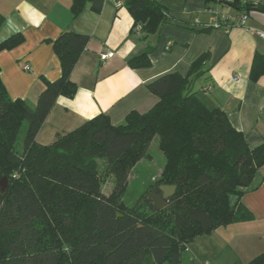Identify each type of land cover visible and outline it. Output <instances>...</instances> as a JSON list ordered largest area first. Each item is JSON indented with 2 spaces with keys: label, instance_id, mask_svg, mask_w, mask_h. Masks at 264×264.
Instances as JSON below:
<instances>
[{
  "label": "trees",
  "instance_id": "16d2710c",
  "mask_svg": "<svg viewBox=\"0 0 264 264\" xmlns=\"http://www.w3.org/2000/svg\"><path fill=\"white\" fill-rule=\"evenodd\" d=\"M104 1L72 0L70 10L73 16L84 7L99 11ZM228 4L240 12L264 11V0ZM122 5L132 17L130 32L141 39L156 34L170 17L158 0H122ZM2 19L0 13V24ZM201 27L214 28L209 23ZM88 39L66 30L52 41L61 74L44 80L35 105L11 98L0 78V180L6 178V186L0 185V264H183L195 237L252 218L240 199L255 187L264 141L250 146L223 109L209 108L199 99L192 83L207 70L204 52L187 74L167 72L147 83L158 98L147 111L131 110L117 124L100 113L48 144L37 142L57 96L75 92L70 74ZM21 40L14 33L0 41V50ZM149 52L144 49L127 63L148 66ZM263 73L264 55L255 53L249 76L255 80ZM209 88L210 83L204 86ZM23 122L24 145L18 152ZM154 137L164 163L153 191L175 184V192L158 210L147 196L148 214L120 210L115 198L125 186L129 165L146 155ZM93 159H104L115 174L109 196L100 192ZM249 264H264V251Z\"/></svg>",
  "mask_w": 264,
  "mask_h": 264
},
{
  "label": "crops",
  "instance_id": "0c3cea01",
  "mask_svg": "<svg viewBox=\"0 0 264 264\" xmlns=\"http://www.w3.org/2000/svg\"><path fill=\"white\" fill-rule=\"evenodd\" d=\"M71 1L0 0V41L14 33L22 36L12 48L0 50V78L13 99L35 105L44 80L60 76V59L52 41L61 32L89 37L70 74L75 92L57 96L36 134L37 142L48 144L57 134L100 113L117 124L131 110L147 111L158 99L147 83L167 72L187 74L191 63L204 52L209 55L207 70L192 83L199 99L209 108L223 109L250 146L264 141V73L255 80L249 76L254 54L264 55V37L256 33L264 31V11H249L245 27L204 29L201 26L211 21L209 8L217 6L230 14L222 6L226 3L158 0L169 9V20L156 34L141 39L130 32L132 17L122 0H105L99 11L84 7L75 16ZM235 10L234 16L240 12ZM196 20L199 26H195ZM147 48L148 66L133 68L127 63L129 57ZM106 51L113 53L101 60L100 54ZM209 83L210 88L204 89ZM253 186L240 199L252 218L220 225L195 237L187 245L188 261L249 264L264 251V163Z\"/></svg>",
  "mask_w": 264,
  "mask_h": 264
},
{
  "label": "rangeland",
  "instance_id": "374dc122",
  "mask_svg": "<svg viewBox=\"0 0 264 264\" xmlns=\"http://www.w3.org/2000/svg\"><path fill=\"white\" fill-rule=\"evenodd\" d=\"M211 3L212 5H214V2ZM222 6L226 8L232 16L235 15V8L227 4H222ZM217 8L225 12L220 7ZM26 126V122H23V125H21V128L16 138V149L18 152L22 151L24 145L23 138ZM93 161L95 162L94 164L96 167V171L100 179V192L104 196H109L114 190L116 182L115 174L109 169L104 159H93ZM163 163L164 156L158 148L157 137H154L149 144V147L146 151V155L138 160H134L132 164L129 165L125 186L120 193H117L115 198L117 205L120 206V210L130 212L144 211L146 214L150 212V206L147 204L148 202L146 201V198L148 194L153 191V187L156 185V179L159 176ZM78 212L80 214L82 213L81 210ZM200 243L202 242L200 241ZM184 253V255L187 257L188 253L186 251ZM183 264L205 263L204 260H196L194 262L191 260H185V263Z\"/></svg>",
  "mask_w": 264,
  "mask_h": 264
},
{
  "label": "built area",
  "instance_id": "2783aa9c",
  "mask_svg": "<svg viewBox=\"0 0 264 264\" xmlns=\"http://www.w3.org/2000/svg\"><path fill=\"white\" fill-rule=\"evenodd\" d=\"M219 2H230L232 0H216ZM210 15H211V21L209 24L212 25L214 28H223L225 30H228L233 25H238L245 27L248 19V13L245 11L239 12L236 16H232L231 14L225 13L221 10H219L217 7L209 8L208 9ZM196 24H199V20H196ZM256 33L264 37V31L263 30H257ZM112 51H106L104 53L100 54L101 60H104L108 56L112 55ZM28 65L24 64L23 68L27 69Z\"/></svg>",
  "mask_w": 264,
  "mask_h": 264
},
{
  "label": "water",
  "instance_id": "95a60500",
  "mask_svg": "<svg viewBox=\"0 0 264 264\" xmlns=\"http://www.w3.org/2000/svg\"><path fill=\"white\" fill-rule=\"evenodd\" d=\"M228 4V2H223ZM0 185L2 189L6 186V178L0 180ZM159 189L161 191V194L158 195L155 192H150L148 194V198L151 199L153 206L156 210L161 209L165 206L166 200L174 194L176 185L175 184H161L159 185Z\"/></svg>",
  "mask_w": 264,
  "mask_h": 264
},
{
  "label": "flooded vegetation",
  "instance_id": "af4514ba",
  "mask_svg": "<svg viewBox=\"0 0 264 264\" xmlns=\"http://www.w3.org/2000/svg\"><path fill=\"white\" fill-rule=\"evenodd\" d=\"M151 192H154V191H151ZM156 193V192H155ZM158 195H160L161 194V191H160V189H159V193H157Z\"/></svg>",
  "mask_w": 264,
  "mask_h": 264
}]
</instances>
